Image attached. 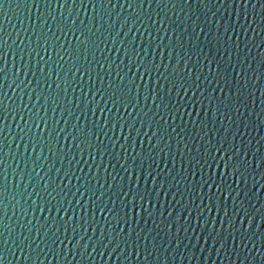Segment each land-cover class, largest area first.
Returning a JSON list of instances; mask_svg holds the SVG:
<instances>
[{
  "label": "water",
  "instance_id": "water-1",
  "mask_svg": "<svg viewBox=\"0 0 264 264\" xmlns=\"http://www.w3.org/2000/svg\"><path fill=\"white\" fill-rule=\"evenodd\" d=\"M261 3L264 0H251L247 6L241 0H224V3L213 0L206 6L197 3L188 6L179 0H172L171 3L159 6L145 3L143 8L138 3H133L129 8L126 0H119V3L112 0V4L105 3L103 7L96 4L95 9L88 0H84L83 6L79 5L78 0L75 9L71 5L60 9L53 4V14L58 19L61 11L65 16L71 11L77 23L74 30L65 28L61 33L56 31L55 23L50 21L53 31H56L60 39H49L47 44L43 39L37 41V35L42 30L46 32L37 19L47 11L43 4L38 10L33 0H27V3L25 0H12L10 4L0 8V36L7 42L3 48V61H0L7 62V76L0 80V99L3 100L0 117L4 118L3 134L0 135V147L3 148L0 153V183L5 182V177L7 183V192L0 203V217H3L0 233H3V239L11 245L12 239L9 238L5 225L12 229L14 238H22L21 233L27 234L29 228L33 236L39 230L44 241L37 239L32 245L33 249L39 250L37 244L45 252H48V247L54 249L47 258L41 255L37 259L36 251H33L31 259H26L29 250L26 248L24 254H21L13 246L15 255L6 253L4 264H264V221L261 220V213H264V161L261 160L264 156V104L261 103L264 100V67L261 66L264 58V21L261 20L264 9L261 8ZM245 13L250 26L244 22ZM149 16L156 23H152ZM125 20L127 27L121 29ZM216 21L220 23L219 31ZM195 24L204 27L205 33H200L197 28L196 34L190 35ZM185 27L188 32L183 31ZM225 27L228 28L227 36L224 34ZM128 28L132 31L128 32ZM88 29L95 35L86 44H81L80 41L85 39L81 30L88 34ZM117 32L120 34L117 35ZM47 35L51 36V33ZM197 35L199 39L196 38ZM161 37L164 39L163 44L160 43ZM177 37L181 38L183 49L179 47ZM91 41H95V44ZM173 43L177 46L169 64V51ZM237 44L239 48L236 47ZM17 45L24 49L23 53ZM165 45L169 47L166 48ZM133 47L140 52V57L132 53ZM200 49L203 51L200 52ZM229 50L230 62L236 66L239 75L229 67ZM184 52L192 56V63L195 64L192 79L200 77L197 81L200 89L193 85L186 95L179 89L181 81L174 73L178 59L176 53L183 55ZM197 52L200 53V63H196ZM238 56L241 61H245L243 71L237 61ZM209 59L213 60V74H209ZM161 60L167 65L166 68L161 66ZM217 63L220 64V71L227 68L234 93L236 81L244 84L242 77L245 72L248 77L249 86L243 89L248 107H241L242 115L234 111L229 113L231 120L226 117L221 119L215 108L210 107L208 100L204 99L211 95L224 99L219 91L212 93ZM136 64L151 68V73L146 74L143 67L137 69ZM73 65L80 66L81 72H77ZM128 67L132 68L135 75L126 76L125 82L131 86V80L135 79L140 87L133 88L130 94L127 88L123 93L115 87L109 88V84H119L117 72L123 75ZM17 69L21 70L19 79H16ZM157 69L168 77V81H159V87ZM205 76L208 80H213L212 85L207 83ZM173 80L176 82L175 88L169 83ZM220 83L223 85L224 81L221 80ZM168 88H172L171 100L176 103L169 104L171 112L163 106L157 110L152 103L153 97L149 96V90H155L157 96L163 97L164 102L168 103ZM97 89L100 91L97 92ZM178 90L179 97L176 95ZM112 92H116L117 96H129L133 103L139 93V104L126 110L118 100L113 104L116 97L109 99ZM224 92H228L227 87ZM101 93L104 94L103 97ZM248 93H252V96ZM146 96H149L147 101ZM193 101L196 103L193 104ZM156 103L159 104L160 99H156ZM105 104L107 108L101 113L99 109L104 108ZM157 111L167 121H160L163 128L159 132V116H153ZM133 117L136 119L133 120ZM34 120L39 128L35 126ZM105 121H109V125H105ZM132 124H135V128L130 127ZM111 125H115V128ZM77 129L86 131L93 145L97 143L93 133H99L102 141L100 152L95 147L88 149L83 144L78 148L76 145L79 144V139H73L74 136L81 137V132ZM164 129L167 132L163 141H160L159 136ZM153 132H157V135L153 136ZM33 137L37 139L34 140ZM220 143L224 144L225 152L217 154L219 167L213 164L211 170L207 166L201 169L197 161L202 163V158L208 159L206 150L214 151V146L218 147ZM150 144L155 146L154 154L150 150ZM233 144L248 152L250 165L244 180L240 181L242 200L236 201V207L241 208L240 219L244 220L242 231L246 233V237L242 243L241 232H236L235 247L232 238L228 236L232 231L229 224L235 222L237 228L240 225L234 216L233 200L228 196L226 188V184L231 183L234 177L224 168V160L231 155L229 149ZM81 148L84 149L83 152L80 151ZM124 168L128 171L125 172ZM153 177L156 178L155 181ZM97 180L103 185L102 189L96 183ZM205 180L213 186L201 188L200 185ZM89 181L94 186L92 191H96V196H100L101 191L104 192L100 199L93 196L92 191H86L90 186ZM216 185L225 190L223 196L216 190ZM121 186L125 192H129L127 197L122 198L119 194ZM153 187L157 191L152 192L150 197L146 195L144 201L135 195L136 192L144 194L146 189L151 191ZM60 188L64 191L60 192ZM245 192L251 197L250 200L244 196ZM28 193L32 195L29 196ZM232 195L235 196V192ZM149 199L151 204L148 203ZM125 201L127 209L124 208ZM133 202L136 204L134 209ZM141 203L143 208L140 207ZM105 206L111 211L101 212L100 209ZM245 210L255 215L256 224L250 229L244 217ZM125 211L128 213L127 217L124 216ZM201 212L203 216L200 215ZM181 214L187 219H183ZM117 220L120 221L119 227ZM206 220L214 222L217 231L223 230L227 238V252L219 244L213 248V241L208 238L211 228L205 225ZM121 229L124 231H120ZM85 230L88 235L85 241L89 236L92 237V242L97 238L103 239V233L112 243L105 240L107 247L97 245L96 251L89 247L91 256L81 258L73 246L78 242L83 243L79 241V237L84 235ZM157 232L159 236H156ZM177 234L181 238L191 237L188 251L181 245L177 254L173 252L167 257L160 254L157 259V254L153 253L146 260L144 241L141 239V254L139 257L135 255L134 241L137 235H148L149 241L156 236L159 241ZM57 237L59 239L53 245L52 240ZM125 239L128 240L125 252H113L117 242L124 248L122 241ZM205 239L208 240L207 244L204 243ZM60 240L64 243L60 244ZM197 240L199 245L192 250V245ZM45 242L48 247H45ZM184 243L187 244L188 240L185 239ZM61 248L65 253L69 249L77 253L75 258L72 254L57 255ZM201 248L204 249L202 253ZM217 248H220L219 254ZM149 249L151 250L150 243Z\"/></svg>",
  "mask_w": 264,
  "mask_h": 264
},
{
  "label": "snow or ice",
  "instance_id": "snow-or-ice-1",
  "mask_svg": "<svg viewBox=\"0 0 264 264\" xmlns=\"http://www.w3.org/2000/svg\"><path fill=\"white\" fill-rule=\"evenodd\" d=\"M12 2V0H0V8H3L6 4H10ZM78 0H33L34 5L37 7V9L39 10L40 5L43 4V6L45 7V9H47L46 13H42L40 17H38L37 19L40 20V25L42 29H46L45 31H41V33H39L37 35V41L39 42L40 39L44 40V43L47 44L49 39H53L55 41H59V36L56 35V31H59L61 33L64 32L65 28H68L69 30H74L77 20L76 18L72 17V12L69 11L68 15L65 16L63 11H61L59 13V19L57 18V15H54V8H53V4H55L58 8L60 9H64L66 5H71L73 9L76 8ZM89 3H91L93 5V8L95 9L96 4H99L101 7H103L105 5V3L107 4H112V0H88ZM126 2L128 3V7L131 8L133 3H138L140 8L144 7V4L147 3L149 6H151L153 3H155L157 6L161 5V4H166V3H171L172 0H126ZM179 2L191 6L192 3H197L200 5H207L208 3H212L213 0H179ZM220 3H224V0H219ZM251 2V0H241V3L244 6H247L249 3ZM25 3H27V0H25ZM117 3H119V0H117ZM79 5L83 6L84 5V0H79ZM261 8L264 9V3H261ZM157 15H159V13H157ZM77 17H78V11H77ZM136 19H139L138 17ZM148 19L152 22V23H156V21H152L151 16L148 17ZM189 19H191V17H189ZM197 19H199V17H197ZM261 20L264 21V16L261 17ZM50 21L52 23H55L56 25V31H53V27H52V23H50ZM237 22H239V16L237 17ZM244 22L245 23H249L250 26V22L248 19L247 14H244ZM83 23V22H81ZM161 25H163V20L160 21ZM205 23L207 24L208 21H205ZM217 24V30L219 31L220 28V23L219 21H216ZM124 27H127V20H125V23L123 25H121V29H123ZM262 27H264V25H262ZM197 28L199 29L200 33H205V28L202 27L199 24H195L194 27H192L191 30V34H196V30ZM241 28H243V24L241 25ZM245 31H247V29H244ZM132 29L128 28V32H131ZM173 31H175V29H173ZM184 32H188V28L185 27ZM233 31H235V27L233 26ZM254 31V29H253ZM47 33H51V36H48ZM88 34H85V32L83 30H81V35H84L85 39L84 41H80L81 44H86V42L91 40V37L95 35V33H93L91 31V29L87 30ZM228 33V28L225 27L224 28V34L225 36H227ZM120 32H117V35H119ZM127 34V33H125ZM197 39H199V36H196ZM177 41L179 42V47L181 49H183L184 44L181 40L180 37H177ZM24 41L21 39V43H23ZM92 44H95V41H91ZM13 43L15 44V41H13ZM31 43V39H29V44ZM113 43H115V41H113ZM160 43L163 44L164 43V39L163 37L160 38ZM191 43V41L189 42ZM7 42L3 39L2 36H0V61H3V48L6 46ZM176 44L173 43L171 44V48L169 51V64L172 62L173 56L172 53L175 51L176 48ZM98 47V45L96 46ZM166 48L169 47V45H165ZM237 48H239V45H236ZM17 48H19V45H17ZM20 52L23 53L24 49L23 48H19ZM45 51H47V49H45ZM85 51H87V49L85 48ZM141 51H143V49H141ZM189 51H191V49H189ZM203 49H200V52H202ZM217 51H219V49L217 48ZM132 53L134 55H136L137 57H140V52L136 51V48L133 47L132 49ZM197 55V61L196 63H200L199 61V52L195 53ZM37 55H39V53L37 52ZM71 55V54H69ZM127 55V53H126ZM176 55L178 56V59H176V68H174V73L175 75L179 78V80L181 81V83L179 84V89L184 91L185 95L187 94V92L192 88L193 85H195L196 89H200V84L197 83V81L200 80L199 76L195 77V80L192 79V74L195 70V64L192 63V56L188 54V52H184L183 55L176 53ZM76 59H79V56L76 57ZM87 59V57L85 56V60ZM205 59H207V57H205ZM21 60L23 61V55H21ZM237 61L241 64V71H243V65L245 63V61H241L239 56L237 57ZM98 63V62H97ZM213 60H208L207 61V66H208V70H209V74H213V70H212V65ZM191 64V66H190ZM161 66H164L165 68L167 67V65L164 64V61L161 60ZM261 66L264 67V58H262L261 60ZM73 67L76 68L77 72H81V67L77 66V65H73ZM101 67H103V65H101ZM135 67L137 69L140 68H144V72L146 74L151 73L152 69L148 68V67H144L142 64H136ZM229 67H231L232 72L236 73L237 75H239V73L237 72L236 66L234 64H231L230 62V50H229ZM250 67V65H249ZM7 62L4 61L3 63H0V74H3L2 76H0V80H3L4 78H6L7 76ZM181 69H182V74H181ZM20 69H17L16 71V79H19V73H20ZM69 71H71V69H69ZM109 75H111L109 73ZM135 74L132 73V68L128 67V71L126 73H124L123 75L120 74V72H117V77L119 79V84L113 85V84H109V88L115 87L120 93L124 92V89L127 88V92L130 94L132 92L133 88H139L140 85H137L135 82V79L131 80V86H129L126 82H125V77L126 76H134ZM245 80L244 84H240V82L237 80L236 81V91L235 93L232 91V86H231V80L229 79V73L227 71V68H225L223 71H220V64L217 63V70L213 76V80H215V86L212 87V93L215 94L217 91H219L221 94L224 95V99H220L219 97L215 96V95H211V96H207L204 97V99H207L209 102V106L210 107H214L215 108V112L217 114H220L221 119L223 118H227L228 120H231V116L229 115V113L231 112H236L237 114L242 115V113L240 112L241 107L243 108H247L248 104L244 98V91L243 89H245L246 87H248V77H247V73H244V76L242 77ZM141 79H143V77H141ZM160 80H164V81H168V77L164 76L163 73L159 72V69H157V82L158 85L157 87H159V81ZM205 80L207 81V83L209 85L213 84V80H208V77L205 76ZM223 80L224 83L223 85H221L220 81ZM15 82V81H14ZM21 83H23V81H21ZM169 83L172 84V87L175 88L176 87V82L175 80L170 81ZM187 85V87H186ZM9 87H11V85H9ZM17 87H19V85H17ZM59 87V86H58ZM225 87L228 88V92L225 93L224 89ZM100 90L97 89V92H99ZM171 91L172 88H168L167 89V94H168V103L164 102L163 97H158L156 94V91L153 89L149 90V96L153 97L152 99V103L155 105V107L157 108V110H159L161 108V106H163L164 108L168 109L169 112H171V108H169V104H174L176 103L175 101L171 100ZM195 95V93H193ZM3 96H6V94H2ZM103 93H101V96L103 97ZM176 95L179 97L180 96V91L178 90L176 92ZM249 96H252V93H248ZM262 95H264V93H262ZM149 96L145 97V101H147L149 99ZM113 97H116L115 100H113V104H115L117 102V100L124 106V108L127 110L129 107L135 108L138 104H139V93H137V97H136V102L133 103L132 99L127 96V95H121V96H117L116 92H112L111 96H109V99H112ZM234 97V99H233ZM31 98V97H30ZM37 99H39V97H37ZM156 99H160V103L157 104L156 103ZM182 99V97H181ZM219 101L218 103H214V101ZM56 101H54L55 103ZM196 101H193V104H195ZM252 103L254 104L255 101L253 100ZM262 104H264V100L261 101ZM3 105V100L0 99V106ZM25 107H27V105H25ZM186 107V105H185ZM107 108V104H105L104 108H100L99 111L101 113L105 112V109ZM149 111H151V109H149ZM264 111V110H262ZM147 115V113H146ZM159 116V121H157L158 124V129L157 131L159 132L160 129L163 128V124H160V121H163L164 123H167V121L165 120V117L162 113H160L159 111H157L156 113H153V116ZM136 117H133V120H135ZM35 123V120H34ZM46 123V121H45ZM59 123V122H57ZM4 125V118L0 117V135L3 134V126ZM105 125H109V121H105ZM35 126L37 128H39V124L35 123ZM205 127L207 125H204ZM97 127H100V125H97ZM111 127L114 129L115 125H111ZM131 128H135V124L130 125ZM141 127H143V122L141 121ZM149 127H151V125H149ZM169 127H171V125H169ZM247 127V125H246ZM173 131H175V129H172ZM23 131V129L21 130ZM55 131V130H54ZM60 131H63V129H60ZM77 131L81 132V137H76L74 136L73 139H79V144H77L76 146L78 148H80V145L83 144L85 145L88 149H92L93 147L96 148L97 152H100L101 147H102V141L100 140V136L99 133H93V135L96 138L97 143L95 145H93V143L91 142V139L89 138V135L86 131L81 130V129H77ZM238 131V130H237ZM167 132L166 129H164L163 132H161L160 136H159V140L163 141V136L164 134ZM130 134V133H129ZM207 135V133H205ZM57 135H59V132H57ZM153 136L157 135V132H153L152 133ZM170 135V134H169ZM179 135V134H178ZM240 135H243L242 133H240ZM51 137V134H50ZM22 139V137H21ZM34 140H36L37 138L33 137ZM65 139H67V137H65ZM37 142H39L37 140ZM209 142H211V138L209 140ZM57 143H59V141L57 140ZM19 146V145H17ZM34 149H35V144L33 145ZM170 147V146H169ZM106 151V149H104ZM150 150L153 151V154L155 153V146L150 144ZM81 152L84 151L83 148L80 149ZM125 151H127L125 149ZM160 151H163V149H160ZM189 151H191V149H189ZM207 151V155H208V159H203V162L201 163L200 160L197 161L198 164H200L201 169H203L205 166L208 167L209 170H211L213 164H217V167H219V164L217 163V154L219 153H223L225 152L224 149V144L220 143V145L214 146V151L213 150H206ZM229 151L231 152V155L227 156V159L224 160V168L225 170H227V172H230L231 175L234 177V179L232 180L231 183H227L226 184V188L228 190V196H230L233 200V213L234 216L237 220H239V228H237V225L235 222H230L229 227L232 229L231 232L228 233V236H230L232 238L233 241V245L235 247L236 244V237H235V233L236 232H241V242L243 243L245 237H246V233L242 231V229L244 228V220L240 219V212H241V208L236 207V201L238 199H241L240 196V192L243 191V189L240 187V181L244 180L247 172H248V168L250 167L249 163H248V152L246 150H243V148H238L236 147L235 144H233L231 146V149H229ZM3 152V148L0 147V153ZM91 153L89 152V155ZM75 158V157H73ZM152 158V157H150ZM39 159V158H37ZM221 159H223V157H221ZM261 160L264 161V156L261 157ZM153 162L154 159H153ZM133 163H135V157H133ZM121 167H123V165H121ZM59 171V170H57ZM124 171L127 172L128 169L124 168ZM149 175H151V173H149ZM238 178V179H237ZM115 179V178H113ZM155 177H153V180L155 181ZM201 179H203V177H201ZM211 179V178H210ZM96 183L98 185H100V181L97 180ZM213 184H215V181H213ZM89 187L86 188V191H92V188L94 186H91V183L89 181ZM212 187L213 185H210L208 183L207 180L204 181V183L202 185H200L201 188L203 187ZM246 186V185H245ZM59 187V186H57ZM100 188H103V185H100ZM162 188V185H161ZM27 189V186H25V190ZM55 190V189H53ZM216 190L218 192L221 193V196L224 195V189H222L219 185H216ZM45 191H47V187H45ZM63 188H60V192H63ZM156 188L153 187V189L151 191H148L147 189L145 190L144 194H141L140 192H136L135 195L139 196L141 201H144L145 196H151L152 192H156ZM7 192V183H6V177H5V182L0 183V203H2V198L4 196V194ZM77 192H79V188H77ZM235 192V196L232 195V193ZM38 194V193H37ZM50 194V193H49ZM60 193H57V195H59ZM65 195H67V193H64ZM119 194L121 195V197H127L129 195V192H125L123 187H120L119 190ZM21 195L23 196V193H21ZM29 196L32 195V193H28ZM75 195V194H73ZM92 195L96 196V191H92ZM104 195V192L101 191L100 192V196H96L97 199H100L102 196ZM244 196L247 197L249 200L251 199L250 196H248V193L245 192ZM211 200V197L209 198ZM59 203V202H58ZM148 203L151 204V199L148 200ZM62 207V205H61ZM128 204L125 201L124 203V208L127 209ZM133 209L136 207L135 202H133L132 204ZM141 208H143V203H141L140 205ZM242 207V205H241ZM43 210V209H41ZM146 210V209H145ZM59 211V209H58ZM101 212H105V211H111V209H107V207L105 206V208H101L100 209ZM185 211H187V209H185ZM27 213L25 212V215ZM227 215V213H225ZM4 215L6 216L7 214L4 213ZM128 213L127 211H125L124 216L127 217ZM190 215V213H189ZM201 216H203V213H200ZM183 219H187L186 216H183V214H181ZM244 217L247 219L248 221V226L249 229L256 224V220H255V215L248 212L247 210L244 211ZM3 217H0V222H2ZM261 220L264 221V213H261ZM125 224L128 223L127 219H125ZM29 223H31V221H29ZM65 223H67V221H65ZM205 225L209 226L211 228V231L208 232V238L211 239L213 241V248H215V246L217 244L220 245V248L225 249V251L227 252V238L224 236L223 234V230L221 231H217L215 226H214V222L212 221H204ZM120 221L117 220V227H119ZM258 226V225H257ZM26 227V225L24 226ZM81 227L83 228V225H81ZM5 229L8 231L9 233V238L12 239V244L9 245L8 241L3 239V233H0V264H4V259H5V254H11V255H15V251L13 250V246L15 247V249H18L21 254H24L25 249L27 248L29 250V255L26 256V259H31V252L36 251V249H33L32 245L34 243H36L37 239L44 241V237H42L40 235L39 230H37L36 235L33 236L32 235V230L29 228L27 234H24L23 232L21 233L22 238H14L12 236V229L7 228V226L5 225ZM171 229V225H169V231ZM222 229H223V225H222ZM57 231H59V229H57ZM115 231V229H114ZM120 231H124L123 229H121ZM185 232L187 231V229L184 230ZM73 232L75 233V228L73 229ZM177 233H179V229H177ZM213 233H215V235H213ZM117 235H119V233H117ZM125 235H130L129 233H125ZM159 232H157L156 236H159ZM88 236L87 235V231L85 230L84 235H81L79 237V241H82L83 243L78 242L77 244H75L73 247L76 248L78 250V254L81 256V258H83L84 256H91V252L88 251L89 247L92 248V251H96L97 250V245H99V247H101V245L103 247H107V245L104 243L105 240H108V243H112V240L108 239V237L106 235H104L102 233V236H104L103 239L97 238V240L95 242H92V237L89 236L88 240L85 241V237ZM156 236L152 237L151 241H149V237L148 235H145L143 237L137 235L134 241V248H135V255L137 257L140 256V241L141 239H143L144 241V247H143V252L146 254L145 255V259L147 260L148 257H151L153 255V253L157 254V259H159V255L163 254L165 257L172 255L173 252H175L177 254L178 251H180L181 249V245H183L184 250L188 251L189 250V245L191 244V237H183L181 238L178 234L175 237H170L169 239H163L161 238L159 241H157ZM59 239V237H57V239L52 240V244L56 245L57 240ZM65 239H67V237H65ZM115 239V238H113ZM185 239L188 240V243L185 244L184 241ZM64 241L60 240V244H63ZM122 243L124 244V248L122 249L120 247V242H117L115 247L113 248V252H120V253H124L125 250L128 247V240H123ZM149 243L151 244V250L149 249ZM205 244L208 243V240L205 239L204 241ZM197 245H199V240H197V243L192 245V250H195ZM245 248L247 247V245H244ZM45 247H48L47 243L45 242ZM220 248H217L216 251L219 254ZM37 249H39L38 251H36V258L39 259V257L41 255H43L45 258H47L48 254L50 252H53L54 249L51 247H48V252H45L43 248H39V245L37 244ZM201 253L204 251L203 248L200 249ZM57 255H68V254H72L73 258H75V255L77 253H73L71 249L68 250V253L64 252V249L61 248L60 251L58 253H56ZM127 258V257H126ZM175 259V256H173V260Z\"/></svg>",
  "mask_w": 264,
  "mask_h": 264
}]
</instances>
